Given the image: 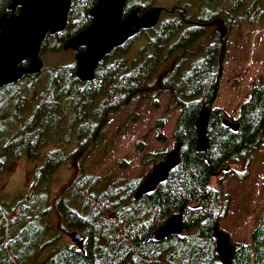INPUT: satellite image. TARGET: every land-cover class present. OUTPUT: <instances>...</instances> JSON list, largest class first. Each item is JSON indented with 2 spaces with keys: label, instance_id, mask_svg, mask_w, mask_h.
Returning a JSON list of instances; mask_svg holds the SVG:
<instances>
[{
  "label": "trees",
  "instance_id": "1",
  "mask_svg": "<svg viewBox=\"0 0 264 264\" xmlns=\"http://www.w3.org/2000/svg\"><path fill=\"white\" fill-rule=\"evenodd\" d=\"M156 1L133 0L126 6L124 16L135 9L145 12ZM248 1H205L207 8H202L199 24L191 13L184 17L175 11L170 20L163 18L157 27L141 33L147 45L140 50L132 67L126 58L129 43L99 65L92 83L83 84L77 79L75 61L57 69L47 70L45 66L40 75L0 89V134L5 141L4 134L11 132L15 123L18 126L4 146L6 156L19 160L25 154L39 156L40 147L48 144L52 133L64 126L68 114L73 116L72 126H77L80 140L79 152L70 156L75 160L74 177L52 199V204L46 195L40 198L35 195L58 166L70 161L62 157L61 150L47 153L42 169L34 172L31 191L20 201L9 206L0 197V264H222L214 237L217 226L224 231L222 222L230 210L222 182L230 174L239 180L248 178L252 156L264 144V81L253 88L249 100L241 107L240 118L237 121L229 118L239 123L237 131L223 124L227 118L225 111L211 110L207 130L209 150L198 153L195 125L202 108L205 105L211 108L215 102L225 39L218 35L217 52L211 53L210 36L203 56L195 60L191 56L192 49L211 29L206 23L214 18L222 19L229 28L264 25V0H252L247 5ZM14 2L0 0V17L11 14ZM97 2L72 0L67 29L48 36L42 53H63L69 39L92 25L90 12ZM186 22H194L193 27L181 34L189 24ZM213 53H216L214 66ZM188 62L191 67L185 70L184 64ZM146 94L149 98L166 94L171 106L179 109L172 139L174 148L179 144L183 147L181 162L168 180L153 193L136 200L135 194L145 177H116L113 182L103 184V179L87 174L84 168L82 173L78 171L84 160L81 153L94 150L109 117L135 97ZM31 99L40 101L29 121L20 125L4 118L11 110L14 113L13 105L17 103L20 109ZM166 120L157 122L159 130L167 126ZM158 140L166 142V136L160 134ZM168 153H163L164 158ZM56 156L60 159L56 160ZM2 164L5 169L6 161ZM217 176L221 177L219 187H214L212 182ZM182 209L185 226L182 236L156 242V231ZM53 215L59 220V232ZM75 231L86 237L83 250L72 241L61 244L62 236ZM231 242L237 248L233 264H264V212L250 242Z\"/></svg>",
  "mask_w": 264,
  "mask_h": 264
},
{
  "label": "rangeland",
  "instance_id": "2",
  "mask_svg": "<svg viewBox=\"0 0 264 264\" xmlns=\"http://www.w3.org/2000/svg\"><path fill=\"white\" fill-rule=\"evenodd\" d=\"M174 2L175 0H157L155 6L165 7L168 10L176 5H173ZM251 2L252 0H249L247 5ZM163 18H170L169 13H166ZM228 29L230 33L225 38L226 48L222 49L223 70L212 108L225 111L227 118L237 121L240 118L241 107L249 100L253 88L264 81V25L245 24L233 28L228 27ZM212 35L214 39L220 36L216 28L212 27L210 31H206L201 43L192 49V59L197 58L199 52L204 50L205 43L210 41L209 37ZM145 45H147L146 37L142 34L131 41V47L126 54L131 67ZM76 54L74 51H64L60 54L48 53L47 55L41 52L44 69L45 66L47 70H51L72 64L76 61ZM147 94L144 97H135L128 106L122 107L119 112L109 117L108 123L98 138V143L92 148L94 150L88 149L81 153L80 157H84V160L79 173H82L84 168L87 174H92L100 180L103 179V184L113 182L116 177L143 179L151 172L155 162L164 159L163 153L174 149L175 143L172 137L179 109L171 106L166 94L159 97L155 94L150 98ZM39 101L40 99H31L29 103L21 105L20 109L16 103L13 105L14 113L11 110L4 118L15 120L21 125L34 115V106ZM64 107L67 110L68 105ZM19 113L21 116H18ZM54 115H56L55 112ZM161 119H167L165 124L167 126L159 130L157 122ZM72 121L73 116L68 114L64 126L58 132L52 133L48 144L40 147L39 156L28 157L25 154L20 160L12 155L6 156L4 149L6 142L10 140L8 138L17 131L16 123L11 132L4 134L6 141L0 134V197L9 206L20 201L31 191L34 172L42 169L45 156L50 151L61 150L64 152L62 157L70 158V161L58 166L51 179L41 183L35 197L40 198L46 195L52 204V199L74 177L75 160L70 156L79 152L80 140L77 136V126L74 128ZM160 134L166 136V142L158 140ZM55 159H60V156H56ZM3 160L6 161L5 169H3ZM250 164L248 178L239 180L230 174L222 182L230 201V210L227 218L222 222V228L233 242H250L253 229L264 212V144L252 156ZM220 179L219 176L215 177L212 185L219 187ZM52 221L56 231L59 232L57 227L59 220L56 215H53ZM60 241L61 244L71 243L70 237L66 235L62 236ZM52 252L53 250L48 255Z\"/></svg>",
  "mask_w": 264,
  "mask_h": 264
},
{
  "label": "water",
  "instance_id": "3",
  "mask_svg": "<svg viewBox=\"0 0 264 264\" xmlns=\"http://www.w3.org/2000/svg\"><path fill=\"white\" fill-rule=\"evenodd\" d=\"M130 0H98L91 10L92 25L69 39L63 49L78 52L76 57L77 79L82 83H92L100 64L115 51L124 48L143 31L157 27L162 9L152 7L142 12L131 11L124 16ZM72 0H15L10 15L0 17V89L14 86L26 77L38 76L44 70L41 59L42 47L48 36L62 34L68 26ZM19 10L17 11V8ZM217 26L222 40L230 31L222 19L211 23ZM27 63V66L22 64ZM217 90V88H216ZM216 94V92H215ZM211 120V110L206 105L196 121L198 153H207L209 141L207 130ZM223 124L234 131L239 123L229 118ZM183 144L177 145L166 157L153 166L135 194L139 200L153 193L181 162ZM182 209L172 216L155 233V241L163 242L172 237H181L184 230ZM71 241L80 250L84 249L86 237L75 231L69 234ZM216 253L222 264H233L237 248L229 236L215 228Z\"/></svg>",
  "mask_w": 264,
  "mask_h": 264
},
{
  "label": "flooded vegetation",
  "instance_id": "4",
  "mask_svg": "<svg viewBox=\"0 0 264 264\" xmlns=\"http://www.w3.org/2000/svg\"><path fill=\"white\" fill-rule=\"evenodd\" d=\"M133 0H130L128 2V4H130ZM205 1H208V0H175L174 4L175 5L174 7L166 10L165 7H158V6H152V7H158V8H161L163 11H162V14H161V18H160V22L161 20L163 19V17L165 16L166 13H169L170 15V18H168L169 20L171 18L174 17L175 15V11H178L179 13L182 14V16H186L188 13H191L192 15L196 16V24H199L198 22L201 21L200 17H201V10L202 8H207V4L205 3ZM211 1V0H210ZM177 2V3H176ZM198 3V4H197ZM127 4V5H128ZM172 5V6H173ZM171 6V5H170ZM169 6V7H170ZM213 6V4H212ZM150 7V8H152ZM216 13V11H215ZM216 19H219V18H214L213 21H215ZM208 22L206 23V25H208V28H216V32L219 33V30H218V27L217 26H212L211 23L213 22ZM159 22V23H160ZM186 23H189L187 24L186 26L183 27V29L181 30V34L184 33V32H188L192 27H193V24L191 22H186ZM144 32V31H143ZM141 34V33H140ZM211 53L212 52H217V47H216V44H217V39H214L213 35L211 36ZM130 45H131V42H130ZM171 43L168 44V50H171ZM125 48V47H124ZM122 49H120V51H122ZM77 53V52H75ZM203 53H204V50H201L197 56V58H200L203 56ZM78 55V53L76 54ZM212 57H211V64L214 66V62H216V53H213L211 54ZM196 59V58H195ZM193 59V60H195ZM184 67H185V70H189L190 67H191V63L188 62V63H185L184 64ZM223 70V69H222ZM219 86V85H218ZM217 86V87H218ZM216 87V88H217ZM206 106V105H205ZM210 110H214L211 106Z\"/></svg>",
  "mask_w": 264,
  "mask_h": 264
},
{
  "label": "bare ground",
  "instance_id": "5",
  "mask_svg": "<svg viewBox=\"0 0 264 264\" xmlns=\"http://www.w3.org/2000/svg\"><path fill=\"white\" fill-rule=\"evenodd\" d=\"M78 53V52H77Z\"/></svg>",
  "mask_w": 264,
  "mask_h": 264
}]
</instances>
